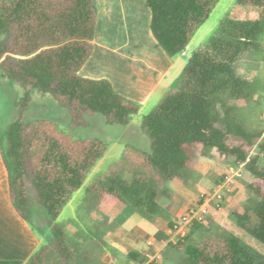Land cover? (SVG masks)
<instances>
[{"label":"trees","instance_id":"16d2710c","mask_svg":"<svg viewBox=\"0 0 264 264\" xmlns=\"http://www.w3.org/2000/svg\"><path fill=\"white\" fill-rule=\"evenodd\" d=\"M145 2L154 37L174 56L183 51L219 0ZM95 27L96 0H0V73L24 88L14 101L18 116L5 130V144L0 140L9 193L17 211L32 224L35 210L25 189L29 182L47 218L46 235L52 239L23 264H46L51 255L61 258L62 264H106L88 250L71 246L56 220L107 142L99 136L74 137L51 120L24 121L32 90L52 95L69 112L74 126H86V116L96 113L108 125H125L138 112L139 105L116 93L108 80L79 75L92 52ZM263 33L264 0H236L206 45L192 52L177 88L143 116L142 129L150 145L148 151H140L139 162L135 160L131 180L112 173L101 182L100 193L151 220L160 211V194L176 199L164 185L186 178L197 149L203 156L215 149L237 165L244 163L252 174L249 197L232 209L231 216L239 228L264 244V166L258 153L250 155L256 145L258 152L264 150V139L262 131L248 129L237 116L239 108L264 91V81L250 78L239 65L240 58L252 52L264 60V42L258 40ZM9 51L20 57L2 59ZM33 146L39 149L37 160L30 164L26 155ZM102 225L107 227V220ZM200 227L194 223L184 238L171 243L184 254V264H264V256L258 258L227 229L190 241L193 229ZM129 256L137 258L135 252Z\"/></svg>","mask_w":264,"mask_h":264},{"label":"rangeland","instance_id":"374dc122","mask_svg":"<svg viewBox=\"0 0 264 264\" xmlns=\"http://www.w3.org/2000/svg\"><path fill=\"white\" fill-rule=\"evenodd\" d=\"M235 1L219 0L207 20L194 33L193 39L191 38L186 45V49L184 48V56L189 57L193 51L202 47L209 40L217 30L221 18L234 6ZM258 40L264 42V33L259 36ZM184 56L181 57L183 60L186 59ZM8 57L18 58L20 56L9 51L3 55L2 59ZM259 58L258 52H252L240 60V67L247 72L250 78L258 76L264 81V60L260 61ZM23 92L24 88L22 86L0 73V140L2 144H5L6 141L5 130L7 126L18 116V109L14 105V101L20 98ZM31 98L32 103L25 114V122L51 120L65 128L74 137L86 138L93 135L102 137L109 142L103 155L86 172L82 185L72 192L67 202L63 205L56 222L63 225L71 246L88 250L106 264H122L125 258L120 256V245L122 244L120 239V220L113 219L118 209L116 207L113 210L110 207L108 208V205L113 203L111 197L103 196L99 188H101V182L104 178L112 173L118 174L125 180H131L133 170L137 167L135 160L139 162L142 154L139 151L129 149L121 154L123 140L120 138V130L123 129V126L106 124L101 114L96 113L86 116V126H74L71 123L69 112L59 106L52 95L32 90ZM230 103L234 104L235 102L230 101ZM152 107L149 104L132 115V120H129L130 126L136 130L141 129L143 116L152 111ZM237 116L248 129L262 131V139H264V91L257 93L246 106L239 108ZM136 135L142 143H145L143 132L138 131ZM35 144L40 147L42 145L41 141H37ZM38 149V147L33 146L27 153V160H31L30 164L37 160L36 151ZM256 153L259 155V164L264 166V150L258 152L256 145L251 149L250 155ZM232 167L240 168L239 175H232ZM225 174L231 175V180L226 183L224 182ZM185 175L186 178L170 181L164 185V188L174 192H178L181 189L184 191L185 194L183 196L177 195L179 196L177 204L180 206L183 202L185 206L187 205V208H183V213L200 200L202 193L206 194L219 189L222 195L219 202L211 200L210 211L205 220L199 223L202 227L193 229L191 240L198 242L202 237L209 236L215 231L234 229V233L255 252L258 258L263 257V243L245 233L241 228L229 225V221L233 224L231 221L232 209L243 205L249 197L248 183L253 179V176L246 169L245 164L237 165L231 157L220 156L215 149H211L207 156L201 155L200 149H197ZM25 189L32 204V209L35 210L32 224L38 233L46 234L48 231L45 227L47 218L38 204L34 189L28 181L25 184ZM158 199L162 203L168 200L164 194H160ZM118 203L120 204V201ZM108 209L112 210H110V215L106 214ZM221 217L222 219H220ZM103 220H107V227L102 225ZM114 222L118 224V227L113 226ZM135 223L149 224L145 217L135 212L127 220L124 227L130 228ZM163 235L162 232L156 235L155 237L158 238L156 240L147 236L140 238L149 248L147 250L150 254L156 253L159 256L153 260L152 264L160 262L164 257L176 258V262L184 264V254L171 247V243L166 244L162 248L164 239L161 238H163ZM149 238L155 241L151 247L146 243ZM173 240L175 241L176 239ZM51 241L52 239L49 238V241L45 244ZM136 254V259H132L129 254L127 258L132 262H137V260L140 262L139 260L146 257L143 253ZM46 264H62V259L51 255Z\"/></svg>","mask_w":264,"mask_h":264},{"label":"crops","instance_id":"0c3cea01","mask_svg":"<svg viewBox=\"0 0 264 264\" xmlns=\"http://www.w3.org/2000/svg\"><path fill=\"white\" fill-rule=\"evenodd\" d=\"M150 24L151 12L145 0H96V27L90 40L92 52L78 71L82 77L108 80L116 93L137 103L139 111L149 104L154 109L167 93L177 88L180 75L191 56H184L186 48L177 55H168L154 37ZM183 56L186 59L183 60ZM132 118L133 116L130 121ZM130 121L122 125L123 129L120 130V138L123 140L121 154L128 149L147 151L150 145L148 134L142 128H132ZM138 131L143 132L145 143L137 138ZM172 192L176 199H168L165 203L160 200V211L151 220L147 219V225L135 223L130 228H125V223L136 211H132L121 201L120 204L115 202L111 205L112 210L115 207L118 209L113 219L120 220V256L125 258L123 263H137L127 258L129 252L143 253L145 260L154 254H150L147 250L149 248L140 240L143 236L156 240L158 238L155 236L162 232V248L174 241L168 233V227L173 219L183 213L182 210L187 205L183 202L180 206L177 204V195L185 194L182 189ZM111 209H108L107 215H110ZM231 221L233 224L229 221V225L237 228L233 218ZM121 230L125 233H121ZM228 231L235 232L234 229ZM48 241L49 236L38 233L15 208L10 197L8 173L0 149V261L14 260L23 264ZM153 264L183 263L176 262L173 257H164Z\"/></svg>","mask_w":264,"mask_h":264},{"label":"built area","instance_id":"2783aa9c","mask_svg":"<svg viewBox=\"0 0 264 264\" xmlns=\"http://www.w3.org/2000/svg\"><path fill=\"white\" fill-rule=\"evenodd\" d=\"M231 170L233 173L232 175H239L240 168L232 167ZM230 180L231 175L225 174L224 182L226 183ZM221 198L222 195L219 189H215L213 192L206 194L202 193L198 202L171 221V224L168 227V233L172 239L184 238L187 235L190 226L194 223H202L210 211L211 200L213 199L216 200V202H219ZM154 242L155 241L151 238L146 241L147 245L150 247ZM158 257L159 256L154 253L151 256H148L146 260L137 262L136 264H152V261Z\"/></svg>","mask_w":264,"mask_h":264}]
</instances>
